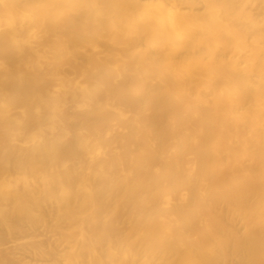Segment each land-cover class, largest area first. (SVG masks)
<instances>
[{"label":"bare ground","instance_id":"obj_1","mask_svg":"<svg viewBox=\"0 0 264 264\" xmlns=\"http://www.w3.org/2000/svg\"><path fill=\"white\" fill-rule=\"evenodd\" d=\"M0 264H264V0H0Z\"/></svg>","mask_w":264,"mask_h":264},{"label":"rangeland","instance_id":"obj_2","mask_svg":"<svg viewBox=\"0 0 264 264\" xmlns=\"http://www.w3.org/2000/svg\"><path fill=\"white\" fill-rule=\"evenodd\" d=\"M23 256V255H22ZM25 256V255H24Z\"/></svg>","mask_w":264,"mask_h":264}]
</instances>
